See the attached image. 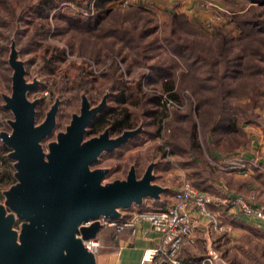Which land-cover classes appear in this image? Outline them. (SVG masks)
<instances>
[{
  "label": "rangeland",
  "instance_id": "rangeland-1",
  "mask_svg": "<svg viewBox=\"0 0 264 264\" xmlns=\"http://www.w3.org/2000/svg\"><path fill=\"white\" fill-rule=\"evenodd\" d=\"M96 1L57 0L55 8L43 10L46 8L43 0H0V113L3 112L4 97H11L13 90L14 68L9 61L13 39L19 52L15 55L16 61L23 67L24 83L29 85L25 98L35 102L33 126L40 125L56 106L53 127L39 140L45 161L49 144L58 142L59 134L66 132L84 103L89 109L103 101L107 102L106 109L120 107L121 103L111 99L107 91L128 97L133 94L128 88L134 90L139 81V92L145 96L135 98L133 94L124 103L132 113L131 126L144 121L142 132L124 145L103 151L89 169L108 168L102 181L106 183L126 179L132 163L136 164L140 174L149 162H158L153 170V182L167 187V195L182 180H190L189 173L193 179L204 178L205 185L218 177L224 183L225 178L224 185L231 187L232 182L223 177V172L232 171L226 170L224 159L217 161L211 152L247 159L231 154L239 147L248 146L249 132L255 130V126L264 132V74L257 75L252 87L236 88L237 91L231 93L219 86L223 70L220 57L219 63L210 68L211 79L204 77L206 73L201 77L200 72L191 71L179 57L180 61H175L172 71L160 73L153 83H149L152 71L141 64L142 52L136 47V40L127 37L137 35L134 31H141L143 26H151L159 33L174 20L180 38L215 56L217 30L225 28L231 35L236 34L231 20L240 8V2L194 0V11L187 12L174 9L176 0H144V3L105 0L100 3L102 7L111 8L105 25L107 29L121 27L122 34L117 37L92 35L86 29L74 30L60 17L70 14L74 18H90L96 10ZM144 40L147 38L140 42ZM149 52H156L155 56L162 61L169 54L164 47ZM150 96L156 100H150ZM152 108L153 114L146 116L145 112ZM222 108L236 118L237 130L229 137L215 141L209 129L220 116L223 117ZM101 117L98 115L87 127L83 140L98 135L108 125ZM118 134L115 129L111 136ZM257 166L264 167L258 163ZM257 166L253 169L259 170ZM259 174L264 180L263 173L260 171ZM6 181L0 183L2 190L10 187ZM247 181L259 185L260 199L264 198V183L246 177L240 184L243 190L247 188L244 183ZM4 203L5 197L0 200V204L5 206ZM4 208L8 210L6 206ZM19 225L16 220L11 228L18 232ZM235 231L234 240L227 242L231 245L226 252L232 264H264V234L247 233L242 226H237ZM202 247L199 242L195 249L200 252Z\"/></svg>",
  "mask_w": 264,
  "mask_h": 264
},
{
  "label": "water",
  "instance_id": "water-1",
  "mask_svg": "<svg viewBox=\"0 0 264 264\" xmlns=\"http://www.w3.org/2000/svg\"><path fill=\"white\" fill-rule=\"evenodd\" d=\"M11 53L13 90L11 97H4V105L13 119L10 131L1 132L0 137L10 148L17 180L4 190L8 210L0 204V264H96L95 254L83 241L96 236L100 219L118 218L121 208L141 203L145 197L158 198L167 187L153 182L154 162L140 177L131 165L126 179L106 183L102 179L108 168L89 169L103 151L121 146L140 129L110 136L106 128L83 140L105 101L91 109L84 103L58 142L49 144L45 161L39 140L53 127L56 106L40 125L33 126L35 102L25 98L29 85L24 83L13 44ZM18 219L17 232L11 226ZM86 220L91 222L84 225Z\"/></svg>",
  "mask_w": 264,
  "mask_h": 264
},
{
  "label": "trees",
  "instance_id": "trees-1",
  "mask_svg": "<svg viewBox=\"0 0 264 264\" xmlns=\"http://www.w3.org/2000/svg\"><path fill=\"white\" fill-rule=\"evenodd\" d=\"M57 0H43L44 5L46 8L43 7V10H50L55 8ZM105 0H97L95 12L93 16L90 18H82L81 16L78 18H74L72 15L61 14L60 17L64 19L66 25L69 28L74 30L86 29L87 31L91 32L92 35H106V36H120L122 33V28L117 29V27L110 26L106 27L105 23L108 22V12L111 8H103L101 5ZM110 1V0H109ZM240 2V8L237 12H235L232 16V29L236 32L235 35H231V31L225 28L217 30V38H216V55H212L210 52H204L199 47L193 46L190 42H187L180 38L176 34V23L174 21L162 28L161 32L156 33L153 27L143 26L141 31H134L137 32V35H131L127 38L135 39L134 43L136 47L142 52V61L141 64L145 66V68H149L152 71V76L149 79V83H153L157 76L160 73L167 72L169 73L172 71L173 64L175 61H184L186 66L193 72H200L201 77L205 78H212V74L210 68L217 65L219 63L218 57L222 60L223 63V70L220 75V85L222 90H228L231 93L233 91H237L236 88L241 89V87L249 88L254 85V81L258 74H264V0H238ZM101 3V4H100ZM42 8V5H40ZM101 22L99 25L98 23ZM105 25V27H104ZM104 27V28H103ZM48 27H46L47 30ZM103 28V30H102ZM119 28V27H118ZM102 30V31H101ZM147 38L144 42H140L141 39ZM14 45V48L19 54L15 41L11 40V45ZM10 45V47H11ZM156 47H164L168 51V56L165 61L162 59L160 60L158 57L155 56L156 52L150 53L149 51H153ZM11 49V48H10ZM180 57V58H179ZM153 58V60H152ZM179 59V60H178ZM8 62V61H7ZM9 64V63H8ZM10 65V64H9ZM162 73V74H163ZM207 78V79H208ZM137 87H133L134 90L128 88V90L132 91L134 97H144L143 93H140V84L139 81L136 84ZM109 97L112 99L114 98L115 101L121 103L120 107H107V102L102 110H100L97 114L102 115L100 118L102 122H107L104 129H108V132L111 136L113 130H117L119 134H121L125 130H133L140 128L139 131L129 138L128 140L137 137L143 130L144 121L141 120L136 126H131V110L126 106V98L131 96L128 95L124 96L123 93L119 94H111L107 91ZM111 94V95H110ZM126 95V94H125ZM155 96V94H154ZM154 96H150V100L155 101L156 98ZM3 98V97H2ZM125 102V103H124ZM129 102V101H128ZM130 103V102H129ZM152 103V102H150ZM5 101L3 103V112L0 113V133L1 132H8L11 129L10 120L13 119V113L10 108L6 107ZM108 110V111H107ZM223 110V108H222ZM154 110L149 109L145 112L146 116H151ZM223 117L220 116L218 122H214L210 126V132L215 141H219L220 138L229 137V134H234L237 130V120L235 117L231 116L229 110H223ZM103 113V114H102ZM154 119V118H153ZM118 134V135H119ZM117 136V135H116ZM231 136V135H230ZM127 140V141H128ZM125 141L122 145L126 144ZM225 151V150H224ZM10 148L7 144L1 139L0 137V183L1 181H5L11 186L16 182L15 177V167H14V159L9 155ZM149 162L148 164H150ZM146 165V167L148 166ZM158 162H154L153 170L156 169ZM6 165V166H5ZM135 169V174L137 177H140L144 170L138 174L136 170V164L132 163ZM187 177L190 179V183L195 187L204 190L205 189V179L204 178H197L193 179L192 175L189 173ZM167 191V190H166ZM4 197V190L0 188V200ZM156 202L158 198L148 197ZM154 202V203H156ZM136 204V203H134ZM139 206L141 203H138ZM142 208V207H141ZM146 208V207H145ZM150 208V207H149ZM154 209V208H152ZM159 209V208H155ZM162 209V208H161ZM129 216V214L120 213L118 218L110 219V220H119ZM109 219V218H105ZM224 222L231 223L233 225L242 226L247 233L250 234H264V231L257 229L256 227L252 226L251 224L244 223L234 219L231 216H224ZM17 223L20 224L21 220L18 219ZM102 223V222H101ZM245 232V233H246ZM115 234V229L113 226H108L102 223L99 231L97 232L96 236H103L107 237L108 240L113 238ZM219 237V236H218ZM216 237L217 242L215 248L223 256L229 264H232V259L228 258L227 247L231 244H228V240L224 239L222 241L221 237ZM178 258L181 261V264H187L191 256L188 254L187 245H184L181 248V251L178 255Z\"/></svg>",
  "mask_w": 264,
  "mask_h": 264
},
{
  "label": "built area",
  "instance_id": "built-area-1",
  "mask_svg": "<svg viewBox=\"0 0 264 264\" xmlns=\"http://www.w3.org/2000/svg\"><path fill=\"white\" fill-rule=\"evenodd\" d=\"M224 163L227 171L241 173L249 172L257 166L254 160L242 158L224 159ZM257 167L264 176V167ZM226 215L236 218L240 216L261 226L264 224V204H256L253 193L247 198L230 196L221 187L208 193L184 179L174 189L173 200L165 208L134 207L126 218L119 220L101 218L100 221L105 225L113 226L116 232L129 228L132 234H136L142 223H146L148 229L158 232L160 242L157 246L144 251L143 262L181 264L178 258L181 248L193 244L195 232L201 228L206 250L190 264H229L215 248L217 238L212 236L213 232H216L225 239L233 232V226L223 221ZM90 222L91 220H86L83 224L87 225ZM83 243L94 254L100 246L96 237L86 239Z\"/></svg>",
  "mask_w": 264,
  "mask_h": 264
},
{
  "label": "crops",
  "instance_id": "crops-1",
  "mask_svg": "<svg viewBox=\"0 0 264 264\" xmlns=\"http://www.w3.org/2000/svg\"><path fill=\"white\" fill-rule=\"evenodd\" d=\"M135 1L137 3H144V0H130ZM174 5H176L174 9L179 10H185L187 12L194 11L193 8L195 7L194 0H176ZM221 4V8H222ZM184 7V8H182ZM255 130H251L249 132V144L247 147H239L236 149V151L231 155H238L250 160L256 161L259 165H264V132L258 127H254ZM115 149V148H114ZM212 156L216 158L217 161L225 158H229L228 156H224L223 154L212 151ZM229 155V156H231ZM259 170L253 169L251 172L247 173H241V172H223V177H226L227 180H230V183L232 182L231 187H226L224 185L226 179L224 178L225 182L223 183L222 178H215L213 181H208L205 185L204 191H210L214 192L216 191L215 188L221 187L225 190L227 194L230 196H250L252 193L255 194V203L261 204L264 203V198L260 199V190H257L259 185H254L253 182H244L246 183L245 190L242 189L240 186L242 179H245L246 177L251 180L258 179V181H261L264 183L263 178L261 179V175L258 172ZM155 175V174H154ZM222 175V174H221ZM104 179V177H103ZM189 181V180H188ZM190 182V181H189ZM208 186V187H207ZM176 187H173L171 194L167 195V191L161 192L158 201L145 197L143 198L141 205L139 204H131L128 207L121 208L120 213L129 214V211L132 208H165L168 206L172 200H173V194L174 189ZM247 189V190H246ZM156 202V203H154ZM232 217V216H231ZM234 219L251 224L252 226L256 227L257 229L264 231V224L261 226H258L256 222H253L251 220H247L244 218H241L240 216ZM231 224V223H230ZM233 226V232L230 234L227 240L230 242L232 241V238L234 240V233L236 226L231 224ZM148 225L146 223H142L139 226L138 232L136 234H132L129 228H124L120 232H116L113 235V238L111 240H108L107 237L103 236H95L98 238L100 242V246L98 251L95 253V261L96 264H150L142 261V256L144 251L147 248L157 246L160 242V235L158 232L150 230L147 228ZM213 237H220V235L216 232H213ZM218 237V238H219ZM222 239V238H221ZM224 239H222L223 241ZM202 243L203 249H200L202 251L198 252L195 249L196 244ZM196 243V244H195ZM188 248V254L192 257V259L187 262V264H190L195 259L199 258L201 255L205 253V244L202 240V232L201 228H198L195 232V242L191 245H187Z\"/></svg>",
  "mask_w": 264,
  "mask_h": 264
}]
</instances>
